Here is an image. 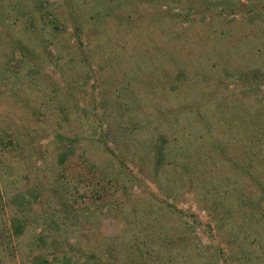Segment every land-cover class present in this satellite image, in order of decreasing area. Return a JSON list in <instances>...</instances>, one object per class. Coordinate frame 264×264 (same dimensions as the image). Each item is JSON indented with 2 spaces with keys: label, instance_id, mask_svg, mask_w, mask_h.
Listing matches in <instances>:
<instances>
[{
  "label": "rangeland",
  "instance_id": "374dc122",
  "mask_svg": "<svg viewBox=\"0 0 264 264\" xmlns=\"http://www.w3.org/2000/svg\"><path fill=\"white\" fill-rule=\"evenodd\" d=\"M0 264H264V0H0Z\"/></svg>",
  "mask_w": 264,
  "mask_h": 264
},
{
  "label": "trees",
  "instance_id": "16d2710c",
  "mask_svg": "<svg viewBox=\"0 0 264 264\" xmlns=\"http://www.w3.org/2000/svg\"><path fill=\"white\" fill-rule=\"evenodd\" d=\"M50 18H52V14H47ZM57 21V19H54V18H52V19H50L49 20V22H56ZM82 30V28L80 27V26H77L76 25V27H75V31H76V33H75V35L77 36V35H80V31ZM78 37V36H77ZM76 138H79L80 137V133L77 135V136H75ZM102 136H100L98 139L97 138H94L93 140H95V141H100V138H101ZM75 138V139H76ZM91 140V138L88 140V142ZM101 140H102V138H101ZM75 142H78V139L77 140H74ZM108 141L109 140H107V139H103L102 140V142L104 143V144H107L108 143Z\"/></svg>",
  "mask_w": 264,
  "mask_h": 264
}]
</instances>
